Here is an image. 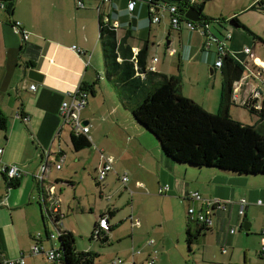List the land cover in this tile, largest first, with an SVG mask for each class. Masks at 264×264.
<instances>
[{
  "label": "crops",
  "instance_id": "1",
  "mask_svg": "<svg viewBox=\"0 0 264 264\" xmlns=\"http://www.w3.org/2000/svg\"><path fill=\"white\" fill-rule=\"evenodd\" d=\"M3 1L4 5L6 1H12V7L10 13H6L4 6L0 7V113L5 116V128L0 129V160L17 163L22 168V173L17 186L8 189L5 188V181L0 174L2 182V184L0 183V210H10L11 207L26 201L31 202L32 199H35L33 187L36 189V194L42 196L44 203L49 200L46 199L45 194H39L35 182L31 183L28 173L37 169L35 167L40 161L42 152L46 150L49 153V148L53 145L57 149L53 152L56 160L61 158L65 152L60 143L65 141V138L75 152L78 150L73 147L69 128L60 127L57 108L60 100L66 97L67 92L74 91L81 82L90 83L94 79L97 80L96 84L99 85L100 93L99 95L94 94L96 93L94 90L93 96L88 99L87 91L86 103L81 107L79 116L81 119L87 120L85 123L88 125L89 141H93L98 151L113 157V166L107 172L126 171L128 173V182L122 183V186L130 195L139 193L143 196H150L153 194L152 191L157 193L156 188L159 185L164 182L168 183L167 192L157 194L160 195L161 200L172 198L178 202V213L184 220L185 226L187 222L185 208L191 204V200L186 197V194L190 190H197L204 198L230 199L223 209L227 218L234 208L236 213L235 201L238 198L246 199L245 208L248 203H255L256 198H264V185L259 184L258 182L261 181L256 177H249L252 175H234L233 171L209 166L194 167L165 156L159 144L147 133L148 130L137 123L130 112L119 104L113 87L106 89L109 85L104 83L102 61H100L101 52L97 39L99 14H105L110 21H115L117 24L115 36L118 42L119 56L131 55L133 57L139 48H144L147 67L152 66L153 70L157 72L173 75L169 72L170 67H155L152 64L157 61V58L152 60L154 55L150 58L152 63L149 65L146 63L148 43L156 35L152 34V38L148 36L151 23L154 24V31H166L169 36L165 41L166 44L175 42L176 38L174 34L172 35L171 29L176 28L169 26L166 15L163 21L159 19L157 22H152L147 8L148 3L144 0H135L131 9L126 6L127 0H80L82 5H77L78 0ZM97 5H99V11L96 8ZM13 21H18V26L23 30L24 36L21 31L15 29ZM120 25L123 26V29L121 33H117ZM142 28L148 29L147 34L141 42H133L131 33L134 30L140 33V31H144ZM176 30L178 31L176 40L179 50L169 46L167 54L177 52L178 61L181 59L186 61L199 54V49L204 47L201 35L196 30L184 27ZM71 44L79 46L83 49V53H76L70 48ZM171 48L174 51L170 53ZM226 48L231 51L228 45ZM244 58L245 56L239 59ZM214 59L215 57H212L211 66L208 67L209 73L215 72ZM27 60L32 61V65H26L25 61ZM255 60L260 61L256 56ZM28 67L39 71L42 75L41 79L28 78L26 76ZM30 83L35 84L33 89L29 88ZM110 86L112 85L110 84ZM213 86L212 83L210 89H213ZM252 87L254 85L248 81L241 84L236 91L237 96L234 98V103L241 104L249 96ZM214 90L212 92L215 94V106L212 108L204 106L211 112H217L219 109L220 83L215 86ZM187 95V97L196 100L193 94ZM250 99L260 102L264 107L262 95ZM209 101L211 100L209 99ZM17 111L27 114L25 124L15 115ZM228 113L234 117L230 108H228ZM98 160L93 167L96 183L99 182L95 177ZM24 169L28 171L25 176H23ZM118 179L120 180L119 176ZM137 181H140L142 185H138ZM235 187H238L239 190H236ZM236 191L240 193L239 196L233 195ZM114 207L111 204L105 210L107 224L110 227L107 231V241L110 239L109 231L114 233L115 227L118 226L116 221L119 218L110 220L116 215ZM56 208L55 212L58 213V206ZM220 212L213 215L215 221L219 219ZM139 213L142 212L139 210ZM98 214L93 220L92 226L96 222ZM129 215L131 214L126 216L128 222ZM236 215L239 216L237 213ZM244 215L245 213L242 217ZM139 225L140 220L137 226H131L129 222L130 228L139 227ZM207 229H210V226L205 230ZM14 234L5 232L0 226V257L12 254L8 250L4 252V247L8 241L18 242L17 236ZM115 235L119 240L118 234ZM130 248L128 250L120 249L125 259L135 264H145L150 250L144 251L141 255L140 249H138V252L131 255Z\"/></svg>",
  "mask_w": 264,
  "mask_h": 264
},
{
  "label": "rangeland",
  "instance_id": "2",
  "mask_svg": "<svg viewBox=\"0 0 264 264\" xmlns=\"http://www.w3.org/2000/svg\"><path fill=\"white\" fill-rule=\"evenodd\" d=\"M262 1L264 3V0ZM252 3L253 7H249ZM165 15L167 18V12H163L160 21L164 20ZM200 15L206 19L208 29L218 37L221 38L226 31L230 33V37L224 39L223 42L230 47L234 55L243 58L244 54L239 49L248 46L260 61H264V44L245 28L239 25L234 26L228 22V19L235 15L236 19L243 23L250 32L263 37L264 6L262 3L256 0H205ZM150 25L149 38H152L154 33L156 35L148 43L146 63L151 64V56H156L157 61L152 64L155 67H170L169 72L178 76L181 93L186 96L193 94L197 101L193 100L203 107L212 108L215 106V94L212 91H215V86L219 83L221 90V74L218 66L214 73H209L208 69L211 66L212 57L214 58L216 55L214 44L211 42L209 48L201 47L199 54L186 61L183 59L178 61L177 52L167 54L169 46L179 50L176 40L178 31L171 29V33L176 39L175 42L166 44L165 41L169 38L166 31H154V24ZM122 29L123 26L120 25L117 33H121ZM142 29L144 31H140V33L135 30L131 33L133 42L138 43L143 40L148 29ZM104 81L106 85H109L108 88H105L110 89L112 86L105 79ZM247 81L260 87V83L256 79L249 78ZM212 83L214 86L213 89H210ZM98 86L95 85L96 93L94 94L99 95ZM92 96L93 94L88 92V99ZM229 108L235 119L243 123L252 124L256 120V115L250 113L240 103H230ZM147 133L157 142L156 137L150 131ZM68 143L66 138L60 143L65 152L61 157L60 168L56 169L53 166V163L57 161L53 154L54 150L57 151L54 145L49 148V153L46 150L43 151L40 158L41 161L45 159L47 164L42 180L44 194L48 199L47 187L51 184L54 187V194L51 195L52 200H46L44 203L42 196L36 194V189L33 187L35 199H32L31 202L26 201L11 207L10 210H0L1 229L5 232L15 233L14 235L18 239V242H7L4 252L8 250L12 254H7L5 257L12 258L22 254L24 257L22 264H63L58 260L47 259L43 253H31L30 246L37 239L35 237L33 239L30 235L40 232L41 240L37 243L43 246V250H47L57 247V228H64L72 233L73 245L76 250H92L97 253L92 264H135L126 260L120 252V249L128 250L130 247L134 250L140 249L141 255L149 249V256L153 258L154 264H260L264 262V258L259 256V250L264 245V236L260 232L264 228L263 197H260L261 204L248 203L244 209V217L236 215L234 206L229 218L222 210L220 212L222 216L219 214L217 221L213 217L210 229L205 230L204 234L191 242L189 247L184 240V220L178 213L179 205L175 199L161 200L160 195L154 191L150 196H143L139 193L130 195L118 179V176L124 172L128 180L129 175L126 171L116 173L109 171L102 181L96 183L93 167L96 160L99 159L100 151L95 148L93 141L76 152ZM39 164L40 161L35 167L37 169L28 173L31 183L38 180L34 175L39 169ZM24 170L23 176L28 172L26 169ZM232 173L242 176L252 175L249 177H256L261 181L257 182L264 185V174ZM127 180L125 182H128ZM0 183L2 184L1 177ZM235 189L239 190L238 187ZM233 195L239 196L240 193L236 191ZM52 202H56L58 206L59 220L56 226L49 214ZM111 204L115 206L116 215L110 220L119 218L116 221L118 226L115 227L114 233L109 231L110 239L104 242L94 236L90 238L92 223L96 215L105 211L106 207ZM139 210L142 213H139ZM215 213H219V211H215ZM127 214L136 216L140 220L139 227L130 228L126 218ZM243 220L249 222L247 230L240 225ZM43 224L46 231L52 233L50 239L44 236ZM191 225L193 224L191 223ZM230 227L233 228L232 232L228 231ZM115 234H118L119 240ZM147 239L152 240L150 245L146 244ZM117 257L121 259V262L112 263L111 261Z\"/></svg>",
  "mask_w": 264,
  "mask_h": 264
},
{
  "label": "trees",
  "instance_id": "3",
  "mask_svg": "<svg viewBox=\"0 0 264 264\" xmlns=\"http://www.w3.org/2000/svg\"><path fill=\"white\" fill-rule=\"evenodd\" d=\"M175 3L178 8L195 6L199 12L205 0H144ZM264 3L262 0H256ZM12 1H6L4 10L10 13ZM249 7H253V3ZM242 28L264 44V36H258L231 16ZM203 20H206L202 16ZM97 39L100 46L104 78L112 85L119 104L128 110L132 118L150 131L157 139L162 153L172 160L187 163L194 167L209 166L230 170L241 174H264V107L257 109L253 102L245 99L241 103L250 113L256 115L252 124L243 123L228 113L230 103H234L232 90L244 69V62L234 54L226 52L221 56V91L219 109L211 112L179 91L178 76L165 75L145 65L144 48H139L133 57L119 56L115 28L98 16ZM119 57V59H118ZM32 65V61H25ZM97 80L81 82L79 88L91 94ZM264 98V85L262 87ZM26 114V113H25ZM25 124L26 120H21ZM5 128V116L0 113V129ZM75 149L88 146L89 139L81 134H70ZM5 188L17 186L19 176L6 178ZM39 194L41 185L35 181ZM105 212V211H103ZM100 212L98 215H101ZM53 224L58 225L59 216L49 211ZM107 216V212H105ZM187 220L184 240L187 246L204 234L206 227ZM98 229L95 237L107 241V231ZM57 259L63 264H92L97 255L92 250H76L73 235L68 229L57 228ZM95 230L92 226L90 238ZM45 238L48 232L43 224ZM31 236V235H30ZM41 240V239H40Z\"/></svg>",
  "mask_w": 264,
  "mask_h": 264
},
{
  "label": "built area",
  "instance_id": "4",
  "mask_svg": "<svg viewBox=\"0 0 264 264\" xmlns=\"http://www.w3.org/2000/svg\"><path fill=\"white\" fill-rule=\"evenodd\" d=\"M101 1H107V0H101ZM135 0H127L126 6L128 9H131L133 6ZM190 1H197V0H190ZM148 3V12L150 15V20L152 22H157L160 19V16H162L163 12H167V18L169 22V26L171 28L179 29L180 27H184L187 29L196 30L202 37V44L205 48L211 46V42L215 46V59L213 62V66H220L221 64V56L226 53L230 52L225 44L224 39H228L230 37V33L226 31L222 34V37H218L214 32L208 29L207 21L203 19L199 20H192L187 17L183 16V10L186 7L178 8L175 3H163L159 1H149ZM77 5H82L81 1H77ZM4 6V2L0 1V7ZM97 10L99 11V5H97ZM101 16V19L105 22L110 23L112 27H116L115 21H110L105 14H99ZM13 26L15 29L21 31L22 36H24V32L22 29L18 26V21H13ZM70 48L74 50L76 53L80 54L83 53V49H81L79 46L75 44H71ZM170 52H173L174 49L171 48L169 50ZM239 51L243 52L245 58L240 59L244 62V69L241 73V76L239 79L234 83L233 90H232V97L233 99L237 96L236 91L238 90L239 86L243 83H245L249 78L256 79L260 83V87L258 85H254L249 91V96L245 99H248L249 101L253 102V106L257 109L261 108L262 105L260 102H257L255 100H252L250 98L259 97L262 95V87L264 85V61H256L255 56L253 55L251 49L248 46H243L239 49ZM233 54V53H232ZM156 59L155 56L152 57V60L154 61ZM239 59V58H238ZM148 68L153 69L152 66H148ZM35 86L34 83L29 84V88L33 89ZM86 97H87V90L79 88V85L76 87V89L72 92H67L66 97L61 99L57 112L60 118V127L66 126L69 128L70 132L73 134L81 133L85 135L88 139L89 136L87 135L88 131V125L86 123H82V120L79 116L81 107L86 103ZM245 99L242 101L244 102ZM15 115L20 120H27V114L21 113L20 111H17ZM1 151V147H0ZM47 157V154L45 155ZM112 160L113 157L110 154H104L102 152H99V160L96 167V179L98 181L102 180L107 173L109 169L112 168ZM61 158H59L57 161L53 163L54 168L60 167ZM46 160L44 159L39 164V169L37 173L34 175L35 178H37L38 183L41 185V182L43 180V173L46 170ZM22 173V168L15 162H1L0 161V174H2L6 178L14 177V176H20ZM122 183H125L127 180L126 174L123 172L119 176ZM138 185H142L140 181L136 182ZM42 193H45V189L41 185ZM169 188L168 183L164 182L161 185H159L156 188L157 193H165L167 192ZM54 194L53 186L50 184L47 187V197L49 200H52L51 195ZM46 195V194H45ZM186 197L191 200V204H188L185 208V214L186 218L191 223H197L199 225H202L204 227H209L210 223L212 221V217L215 214V210L218 209V211H222L225 209L226 202L230 201V199L227 198H217V197H211V198H204L200 195V193L197 190H190L187 192ZM197 202V203H196ZM255 203L261 204L262 200L260 198H256ZM236 213L238 215H243L244 208L247 203L246 199L244 197L238 198L236 201ZM57 204L56 202H52L50 210L53 213H56ZM58 214V213H57ZM129 222L131 226H137L139 224V219L136 216L129 215ZM108 227L107 224V216L105 212H103L101 215L97 216L96 222H95V230L93 231V234H97L96 232L98 229L106 230ZM229 232L233 231V228L230 227L228 229ZM58 232V230H57ZM264 236V228L260 231ZM33 239H37L39 242L41 239L40 232H36L31 235ZM35 237V238H34ZM49 239L52 237V233H48ZM37 241L33 242V244L30 246V252L31 253H43L45 257L49 260H57L60 257V254L56 250V247H51L47 250H43V246L40 243H37ZM152 242L151 239L146 240V244L150 245ZM134 252H138V249L130 248L131 255ZM154 252V250H153ZM259 256L264 258V245L261 246L259 250ZM150 257V256H149ZM146 259L145 264H152L153 258ZM1 264H22L24 263V257L22 254H19L16 257H0ZM112 263H118L121 262L120 258L113 259L111 261ZM264 264V262L260 263Z\"/></svg>",
  "mask_w": 264,
  "mask_h": 264
},
{
  "label": "water",
  "instance_id": "5",
  "mask_svg": "<svg viewBox=\"0 0 264 264\" xmlns=\"http://www.w3.org/2000/svg\"><path fill=\"white\" fill-rule=\"evenodd\" d=\"M183 16L184 17H187L189 19H192V20H199V19H202V15H200V12L199 10L195 7V6H188L186 7L184 10H183ZM228 22L234 26H237L239 25L238 22L236 20H234L232 17H230L228 19ZM26 76L30 79H33V80H40L41 79V73L39 71H37L36 69L32 68V67H28L26 69ZM82 120V123H85L87 122L86 119H81ZM41 185H42V182H41ZM243 229L247 230L248 226H249V222L246 221V220H243L241 222V224ZM94 237L97 236V234H92Z\"/></svg>",
  "mask_w": 264,
  "mask_h": 264
}]
</instances>
